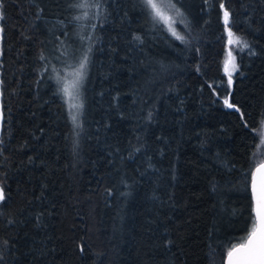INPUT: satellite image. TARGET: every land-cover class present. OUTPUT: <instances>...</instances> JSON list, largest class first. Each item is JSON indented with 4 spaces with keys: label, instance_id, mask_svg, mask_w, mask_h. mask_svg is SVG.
Returning <instances> with one entry per match:
<instances>
[{
    "label": "trees",
    "instance_id": "trees-1",
    "mask_svg": "<svg viewBox=\"0 0 264 264\" xmlns=\"http://www.w3.org/2000/svg\"><path fill=\"white\" fill-rule=\"evenodd\" d=\"M83 2L0 0V264H224L264 158V0H172L159 23L141 0ZM225 10L255 53L235 49L231 85ZM82 12L75 136L51 69Z\"/></svg>",
    "mask_w": 264,
    "mask_h": 264
},
{
    "label": "snow or ice",
    "instance_id": "snow-or-ice-1",
    "mask_svg": "<svg viewBox=\"0 0 264 264\" xmlns=\"http://www.w3.org/2000/svg\"><path fill=\"white\" fill-rule=\"evenodd\" d=\"M141 2L145 6V9L148 10L149 16L152 18L154 23H159L160 20L165 22L171 20V17L164 16L161 9L167 6L169 9L174 10L175 4L172 0H141ZM71 6L85 7L90 5H87V0H84L83 3L73 4ZM95 6L97 8L100 7L99 0H96ZM221 8H224L223 3H221ZM40 11H42V9ZM37 16H39V12L37 13ZM3 18V15L0 14V20ZM157 18H159V20ZM76 19H79V17H76ZM224 24L229 36V45H239L241 50L248 49L249 54L254 55L255 53L251 50L250 45L246 41H242L240 37L235 36L232 32L230 27V12L227 10L224 11ZM93 27H95V25H93ZM0 31H3V29L0 28ZM173 35H176L175 31H173ZM25 39H27V37H25ZM135 39H139V37H135ZM177 39L183 40V37L177 36ZM91 51L92 49L89 47L79 61V68L72 73L73 79L70 82L65 81L64 87L60 89V91H62L64 96L67 98L66 103H68L69 106V116L73 124V134L75 136H79L78 129L81 128L79 117L82 115L84 105L81 100L82 94L80 89L83 84L85 69L90 63L89 53H91ZM228 56L231 60L225 62V71L228 74V83L231 85V72H235L237 70V66L234 63V57L232 56L231 49L228 52ZM40 58L43 59V56ZM229 63H231V72L228 71ZM224 103L228 108H234L237 112L240 111V109L230 103L228 99H225ZM245 127H247V124H245ZM137 151H139V149H137ZM251 196L252 213L254 214L252 217V227L249 230L247 237L242 238V240L246 242L241 243L238 246H233V248L228 251L227 264H264V163H261L252 173ZM6 199L7 196L4 188L0 186V204L5 202ZM11 222L12 221H9V223ZM241 250H243V254L236 255L241 252ZM3 259V255L0 254V260Z\"/></svg>",
    "mask_w": 264,
    "mask_h": 264
},
{
    "label": "rangeland",
    "instance_id": "rangeland-1",
    "mask_svg": "<svg viewBox=\"0 0 264 264\" xmlns=\"http://www.w3.org/2000/svg\"><path fill=\"white\" fill-rule=\"evenodd\" d=\"M164 16L168 17L166 15V13H164ZM89 13L88 12H82L81 16H80V22L79 25L76 27V29H74L71 33L72 39L69 42V39H65L63 41V44L66 45L65 48H67V51L64 52L63 54V58L65 59L63 62H59L58 64L55 65L54 69H51V77L58 83L59 88L62 89L64 87V83L65 81L70 82L73 79L72 73L79 68V61L82 57V55L86 52L84 51V46H85V40L88 34V29H87V23H86V18H88ZM224 19V16H223ZM233 32V31H232ZM227 33V31H226ZM234 33V32H233ZM235 36H237L235 34ZM238 37V36H237ZM229 41V36L227 33V48H226V52L223 58V63H222V70L224 72L226 81L228 83V74L225 71V62L226 61H230L231 58L228 56V52L231 49L232 51V56L234 57V63L236 64L235 61V49L237 47H239V45L236 44H232L229 45L228 43ZM86 70L87 67L85 69V74H86ZM228 71L231 72V63H229L228 65ZM233 74V72H231V75ZM85 77V75H84ZM84 82V79H83ZM229 84V83H228ZM62 92V91H61ZM81 92V100L83 103V84L82 87L80 89ZM62 95L65 99V101L67 100V98L64 96L63 92ZM220 99L223 105H225L224 100L228 99V92H225L223 94L220 95ZM68 105V103H67ZM226 106V105H225ZM257 133H258V141H257V145H256V152L263 149L264 150V119L261 121L258 129H257Z\"/></svg>",
    "mask_w": 264,
    "mask_h": 264
},
{
    "label": "water",
    "instance_id": "water-1",
    "mask_svg": "<svg viewBox=\"0 0 264 264\" xmlns=\"http://www.w3.org/2000/svg\"><path fill=\"white\" fill-rule=\"evenodd\" d=\"M1 126H2V105H1V88H0V133H1ZM261 163H264V158L261 159L260 161H258L252 168L251 170V174H250V181H249V190H250V196H251V180H252V173L255 171V169L261 164ZM251 202H252V196H251ZM248 235V234H247ZM247 235L245 237H247ZM246 241H241V242H237L236 244H234L233 246H238L239 244L241 243H244ZM233 246H231L227 252L225 253L224 255V259H223V263L224 264H227V260H228V251L233 248ZM243 254V250H241V252L237 253L236 255H241Z\"/></svg>",
    "mask_w": 264,
    "mask_h": 264
}]
</instances>
